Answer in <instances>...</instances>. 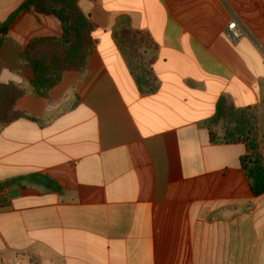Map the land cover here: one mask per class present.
I'll return each mask as SVG.
<instances>
[{
	"label": "crops",
	"instance_id": "0c3cea01",
	"mask_svg": "<svg viewBox=\"0 0 264 264\" xmlns=\"http://www.w3.org/2000/svg\"><path fill=\"white\" fill-rule=\"evenodd\" d=\"M25 1L0 0V85L25 92L0 123V264H264L247 146L208 127L224 99L213 131L255 128L264 163V0H78L94 48L45 95L22 54L63 28L10 21Z\"/></svg>",
	"mask_w": 264,
	"mask_h": 264
},
{
	"label": "trees",
	"instance_id": "16d2710c",
	"mask_svg": "<svg viewBox=\"0 0 264 264\" xmlns=\"http://www.w3.org/2000/svg\"><path fill=\"white\" fill-rule=\"evenodd\" d=\"M50 2L52 0H26L10 19V21L14 20L22 9L31 7L38 14L56 16L62 24V38L35 39L28 44L22 54V58L33 68L35 73L31 85L35 92L42 95H45L57 84L59 73L64 71L79 72L85 69L94 48L93 26L78 7V0H65L63 4ZM24 93L15 85H0V123L2 125L9 124L21 117L14 107ZM233 115L227 110L225 100L221 99L217 104L215 115L208 123L210 140L212 143L243 142L246 144L248 152L241 158V166L250 181L252 194L259 197L264 194V163L253 141L257 130L251 128L240 138L229 133L219 137L213 131V128L219 124L229 122ZM239 123L243 125L246 124V121L241 119ZM29 178L43 177L34 174ZM0 189L4 190V185H0Z\"/></svg>",
	"mask_w": 264,
	"mask_h": 264
},
{
	"label": "built area",
	"instance_id": "2783aa9c",
	"mask_svg": "<svg viewBox=\"0 0 264 264\" xmlns=\"http://www.w3.org/2000/svg\"><path fill=\"white\" fill-rule=\"evenodd\" d=\"M227 33L233 41H238L244 35L243 29L239 27L236 21H232L231 23H229L227 27ZM1 192L2 191L0 189V196Z\"/></svg>",
	"mask_w": 264,
	"mask_h": 264
},
{
	"label": "rangeland",
	"instance_id": "374dc122",
	"mask_svg": "<svg viewBox=\"0 0 264 264\" xmlns=\"http://www.w3.org/2000/svg\"><path fill=\"white\" fill-rule=\"evenodd\" d=\"M65 0H52V2L50 3H53V4H63Z\"/></svg>",
	"mask_w": 264,
	"mask_h": 264
},
{
	"label": "water",
	"instance_id": "95a60500",
	"mask_svg": "<svg viewBox=\"0 0 264 264\" xmlns=\"http://www.w3.org/2000/svg\"><path fill=\"white\" fill-rule=\"evenodd\" d=\"M7 33V28L3 27L0 29V36Z\"/></svg>",
	"mask_w": 264,
	"mask_h": 264
}]
</instances>
